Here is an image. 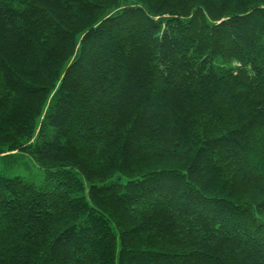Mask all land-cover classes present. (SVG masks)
I'll return each mask as SVG.
<instances>
[{"label": "trees", "instance_id": "1", "mask_svg": "<svg viewBox=\"0 0 264 264\" xmlns=\"http://www.w3.org/2000/svg\"><path fill=\"white\" fill-rule=\"evenodd\" d=\"M0 264H264V0H0Z\"/></svg>", "mask_w": 264, "mask_h": 264}, {"label": "rangeland", "instance_id": "2", "mask_svg": "<svg viewBox=\"0 0 264 264\" xmlns=\"http://www.w3.org/2000/svg\"><path fill=\"white\" fill-rule=\"evenodd\" d=\"M6 154L10 155L9 156V163L11 166H19V165L26 164L27 163L26 159L29 162V159L26 158L25 155L20 152V150L10 151ZM34 167H36V166L34 165Z\"/></svg>", "mask_w": 264, "mask_h": 264}]
</instances>
